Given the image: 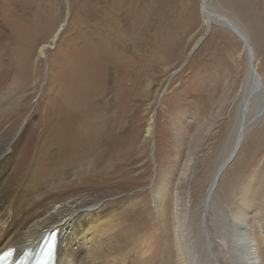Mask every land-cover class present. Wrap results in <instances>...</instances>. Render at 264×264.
<instances>
[{
    "label": "rangeland",
    "instance_id": "374dc122",
    "mask_svg": "<svg viewBox=\"0 0 264 264\" xmlns=\"http://www.w3.org/2000/svg\"><path fill=\"white\" fill-rule=\"evenodd\" d=\"M200 7L199 0H68V5L65 0H0V96L9 97L0 106V134L8 138L23 134L16 156L22 169L14 180L21 185L34 158L40 161L44 125L53 123L64 107H76L82 116L71 121L84 127L83 137L104 141L103 137L108 143L85 144L87 157L82 159L72 149L68 155L74 160L69 162L80 171L44 192V204L54 201L55 193L62 199L99 190L104 192V203L119 195L132 196L129 217H121L125 226L121 235L136 246L139 239H154L155 264L163 263L171 245L170 206L165 210L162 237L155 224L151 188L159 185L164 174L170 185L176 183L180 165L194 152L191 201L201 202L237 123L238 88L246 67L243 44L224 24L206 21ZM208 7L243 29L264 97V0H209ZM209 24L186 65L167 83ZM54 33L57 39L38 60V48ZM89 63L99 68L94 74ZM250 108L252 114L255 109ZM149 120L154 121L152 138L145 137ZM53 155L50 151V160L46 156L41 160L53 162ZM87 159L93 160L90 166ZM229 163L213 195L222 214L233 217L239 205L237 192L248 177L255 179L249 194L251 209L261 213L264 117ZM37 167L45 168L42 163ZM199 214L195 209L190 222L197 247L201 244Z\"/></svg>",
    "mask_w": 264,
    "mask_h": 264
},
{
    "label": "bare ground",
    "instance_id": "6f19581e",
    "mask_svg": "<svg viewBox=\"0 0 264 264\" xmlns=\"http://www.w3.org/2000/svg\"><path fill=\"white\" fill-rule=\"evenodd\" d=\"M199 1L202 15L203 6L208 12L206 21L211 20L215 23L224 24L226 30L242 42L244 49L245 41L243 38L246 34L239 24L227 15L217 12L218 10L215 12V9L214 11L209 9V0H206L205 3L204 0ZM65 2L68 5V0H65ZM56 36L58 35L54 33L48 43L40 45L38 60H43L45 52L55 42ZM244 53L246 55L245 78L247 76L249 55L245 49ZM96 68L98 66L94 65L92 68V64L89 63V70L92 74L96 72ZM94 69L96 70L94 71ZM243 81L238 88L240 90L239 99ZM247 90L249 94L251 92V94L257 96L258 83L255 78L247 80ZM8 99V95L2 94L0 96V106L3 107ZM262 100V104L256 107L252 113L253 115L249 112L250 108L248 114L242 120L236 119L237 123L232 143L223 160L215 168L210 181L208 180L209 184H207L208 187L201 202L193 203L191 201V183L189 184V182L192 178L191 173L196 156L194 152H189L180 165L176 183L172 182V185H170V181L167 179L168 175L164 174L159 185L151 188L152 208L156 215L155 224L162 237L165 210L167 206H170V215L168 214L170 216V234L167 237L170 239L171 245L164 252L162 264H264V210L259 213L258 208L256 211L253 208L251 209V204L254 205V203L251 202L249 195L254 185V177H248L243 186H237L241 190L236 195L239 201L237 204L239 205L236 208L234 206L233 217L223 215L216 198L215 201L213 199L218 182L223 180L221 176L227 171L230 164L224 166L226 159L231 156L237 145L238 148L240 147L252 127L264 117L263 96ZM78 111H76V107L66 106L60 111L59 116L53 123L44 125L42 140L39 144V149H41L39 151L42 153L38 154L40 161L34 158L30 170L25 175V181L21 185L14 178L22 169L19 161L16 160V156H18L17 153L23 134L21 135V132H18L16 137L14 135L10 138L0 134V252L8 247H15L16 254L19 255L25 248L35 247L45 231L57 227L60 239L57 245L56 264H155L152 260L155 251L154 242H156L154 239L147 238L141 241L139 239L140 245L137 243L136 246L135 244H129L121 235L125 227L121 222V217L124 214L125 217H129L127 211L131 209H127V206L133 203L134 198L132 196L122 198L119 195L104 203L105 199L103 200L102 197L104 192L99 190L78 195H67L62 199H60L58 193H55L54 201L44 204L45 197L42 196L44 192L48 191L51 186H57L58 184L55 185L57 182L69 179L75 171L79 170V167L73 166L69 162L74 160L71 159V155H68L72 149L75 148V152H77L75 156L81 157L85 152L83 149L85 144L90 142L99 145L108 143L107 139L103 137L100 138L104 141L90 139L88 138L89 135L83 137L82 128L84 127L81 124L76 126L71 121L80 114ZM45 122L47 123V120ZM153 128L154 121L149 120L145 137H153ZM116 143L117 140H115ZM50 151L54 153V161L41 160L45 156L46 160H50ZM83 157H87L86 154ZM86 162L90 166L93 160L87 159ZM21 163L23 162L21 161ZM41 163L45 168L40 169L37 167ZM40 170L44 172L42 173ZM220 178H222L221 181H219ZM171 190H173V193H171ZM223 195L225 197V194ZM230 199L232 198L230 197ZM195 209H199L200 212L199 229L201 230V236L199 242L201 244L199 243L200 246L198 247L195 244V235L192 233L193 227L190 223ZM72 217L74 218L72 219ZM129 221L130 218L127 219V222ZM80 243L82 244L79 245ZM158 255L159 253H156L155 257Z\"/></svg>",
    "mask_w": 264,
    "mask_h": 264
},
{
    "label": "water",
    "instance_id": "95a60500",
    "mask_svg": "<svg viewBox=\"0 0 264 264\" xmlns=\"http://www.w3.org/2000/svg\"><path fill=\"white\" fill-rule=\"evenodd\" d=\"M206 2V0H204V3ZM203 16L207 19L208 17V12L207 10H205V6H203ZM212 24V23H211ZM210 25H206V28L204 30V33L202 34V36L193 44L187 58L184 60V62L178 67V69H176L175 71H173L171 73V75L168 78L167 83L170 81V79L173 77V75H175L176 73H178L179 71H181V69L186 65L187 61L189 60V58L191 57V55L193 54V52L197 49V47L200 45L201 41L204 39V37L206 36L208 30L211 27ZM246 38V39H245ZM244 41V49L245 51H247L248 55H249V60H248V68H247V76H245L243 84H242V88H241V95H240V99L238 101L237 104V114H236V119L242 120L247 114H248V110L250 109L251 106L254 107V109H256V107H259V105L262 104L263 100H262V95H261V83H260V79L258 77V74L255 70L253 61H254V53L252 48L250 47L249 41L247 39V37L245 36ZM247 40V41H246ZM250 78H255L257 83H258V92H257V96L254 95L253 93L250 94L248 93L247 90V80H249ZM165 84L166 87L168 84ZM260 88V90H259ZM238 149V145L234 148L233 153L231 154V156H229V158L226 159L224 166H226L234 157L236 151Z\"/></svg>",
    "mask_w": 264,
    "mask_h": 264
},
{
    "label": "snow or ice",
    "instance_id": "6c2138e0",
    "mask_svg": "<svg viewBox=\"0 0 264 264\" xmlns=\"http://www.w3.org/2000/svg\"><path fill=\"white\" fill-rule=\"evenodd\" d=\"M7 255H10V253L7 254ZM7 255H5V256L3 257L5 260L7 259ZM49 259H51V250H49Z\"/></svg>",
    "mask_w": 264,
    "mask_h": 264
}]
</instances>
